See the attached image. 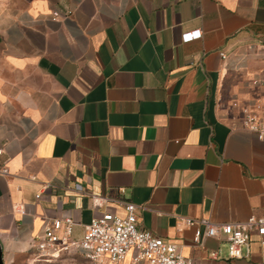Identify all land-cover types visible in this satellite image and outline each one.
<instances>
[{"label": "crops", "instance_id": "1", "mask_svg": "<svg viewBox=\"0 0 264 264\" xmlns=\"http://www.w3.org/2000/svg\"><path fill=\"white\" fill-rule=\"evenodd\" d=\"M194 30L201 38L183 43ZM255 79L264 80V0H5L4 264L33 257L45 222L71 216L79 239L105 211L123 216L118 202L142 208L138 227L195 264H264V239L232 260L223 240L194 246L182 223L264 215V141L241 112L264 102Z\"/></svg>", "mask_w": 264, "mask_h": 264}, {"label": "built area", "instance_id": "2", "mask_svg": "<svg viewBox=\"0 0 264 264\" xmlns=\"http://www.w3.org/2000/svg\"><path fill=\"white\" fill-rule=\"evenodd\" d=\"M53 20L65 21L69 13H52ZM201 38V32L194 30L182 34L181 41L189 43ZM225 59L224 55H221ZM253 86L264 87V80L255 79ZM233 107H237L233 103ZM242 123L259 141H264V102L258 101L241 108ZM1 155V151H0ZM2 174L5 169L0 170ZM38 198V196H37ZM92 204L102 207V199L92 197ZM123 216L105 211L92 219L84 227L79 239L74 238V220L71 216L44 223L41 234L33 241V257L42 261H51L72 254H79L93 264H195L184 257L178 245L163 241L148 231L138 227V211L142 208L129 202H118ZM182 223L193 230L192 243L201 247L206 238L226 242L229 259H241L243 248H247L251 238L264 239V215L249 217L243 223L213 224L204 219H183ZM216 259V254H210Z\"/></svg>", "mask_w": 264, "mask_h": 264}, {"label": "rangeland", "instance_id": "3", "mask_svg": "<svg viewBox=\"0 0 264 264\" xmlns=\"http://www.w3.org/2000/svg\"><path fill=\"white\" fill-rule=\"evenodd\" d=\"M4 1L5 0H0V4L3 3ZM18 264H93V263L87 261L79 254H72L70 256L62 257L56 260H51L49 262L31 257L28 260H22Z\"/></svg>", "mask_w": 264, "mask_h": 264}, {"label": "water", "instance_id": "4", "mask_svg": "<svg viewBox=\"0 0 264 264\" xmlns=\"http://www.w3.org/2000/svg\"><path fill=\"white\" fill-rule=\"evenodd\" d=\"M0 264H4L3 262V255H2V246L0 244Z\"/></svg>", "mask_w": 264, "mask_h": 264}]
</instances>
